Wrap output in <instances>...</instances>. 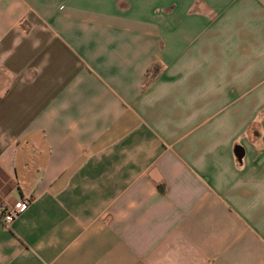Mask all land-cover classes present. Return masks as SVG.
I'll list each match as a JSON object with an SVG mask.
<instances>
[{"label":"crops","instance_id":"0c3cea01","mask_svg":"<svg viewBox=\"0 0 264 264\" xmlns=\"http://www.w3.org/2000/svg\"><path fill=\"white\" fill-rule=\"evenodd\" d=\"M0 264H264V0H0Z\"/></svg>","mask_w":264,"mask_h":264},{"label":"built area","instance_id":"2783aa9c","mask_svg":"<svg viewBox=\"0 0 264 264\" xmlns=\"http://www.w3.org/2000/svg\"><path fill=\"white\" fill-rule=\"evenodd\" d=\"M31 203V199H21L12 204L1 216L5 225L12 222Z\"/></svg>","mask_w":264,"mask_h":264},{"label":"trees","instance_id":"16d2710c","mask_svg":"<svg viewBox=\"0 0 264 264\" xmlns=\"http://www.w3.org/2000/svg\"><path fill=\"white\" fill-rule=\"evenodd\" d=\"M158 70H159V68H154V70H153V72L151 73V75L149 74V69L146 71V76H147V78L149 79V80H151L154 76H155V74L158 72Z\"/></svg>","mask_w":264,"mask_h":264},{"label":"water","instance_id":"95a60500","mask_svg":"<svg viewBox=\"0 0 264 264\" xmlns=\"http://www.w3.org/2000/svg\"><path fill=\"white\" fill-rule=\"evenodd\" d=\"M235 154H236L238 160L240 161L241 160V157L243 155V149L240 148V147L236 148Z\"/></svg>","mask_w":264,"mask_h":264}]
</instances>
